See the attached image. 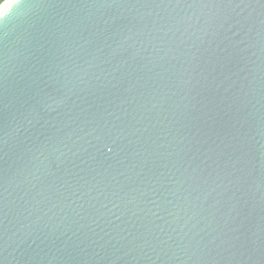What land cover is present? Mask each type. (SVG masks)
<instances>
[{"label": "water", "instance_id": "1", "mask_svg": "<svg viewBox=\"0 0 264 264\" xmlns=\"http://www.w3.org/2000/svg\"><path fill=\"white\" fill-rule=\"evenodd\" d=\"M0 264H264V0H12Z\"/></svg>", "mask_w": 264, "mask_h": 264}, {"label": "clouds", "instance_id": "2", "mask_svg": "<svg viewBox=\"0 0 264 264\" xmlns=\"http://www.w3.org/2000/svg\"><path fill=\"white\" fill-rule=\"evenodd\" d=\"M12 0H0V13H3L6 8H9L11 5Z\"/></svg>", "mask_w": 264, "mask_h": 264}]
</instances>
